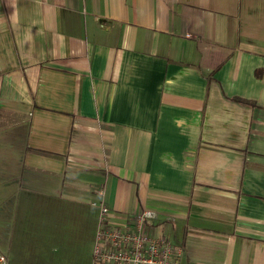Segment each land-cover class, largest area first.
Returning a JSON list of instances; mask_svg holds the SVG:
<instances>
[{"label": "crops", "instance_id": "1", "mask_svg": "<svg viewBox=\"0 0 264 264\" xmlns=\"http://www.w3.org/2000/svg\"><path fill=\"white\" fill-rule=\"evenodd\" d=\"M100 185L185 264H264V0H0L5 263L78 264L43 247L95 240Z\"/></svg>", "mask_w": 264, "mask_h": 264}, {"label": "built area", "instance_id": "2", "mask_svg": "<svg viewBox=\"0 0 264 264\" xmlns=\"http://www.w3.org/2000/svg\"><path fill=\"white\" fill-rule=\"evenodd\" d=\"M98 226L90 264H185L183 247L164 234L150 230L156 211L143 207L122 217L115 215L104 200L103 186L95 188ZM0 264L5 257L0 254Z\"/></svg>", "mask_w": 264, "mask_h": 264}, {"label": "rangeland", "instance_id": "3", "mask_svg": "<svg viewBox=\"0 0 264 264\" xmlns=\"http://www.w3.org/2000/svg\"><path fill=\"white\" fill-rule=\"evenodd\" d=\"M93 209L96 210L94 206ZM93 213H95V211ZM22 237H20L18 240H15L13 238L14 248H9L5 250L2 249L3 252H6L8 256L15 255L20 256L21 258H29L30 232H27ZM67 238L68 248H65L62 244H59V242L57 241H49L45 243L43 247V259L49 262L61 255H65L71 257L73 261H77L78 264H90L91 253L93 251L94 236L92 238H82V241H76L69 234L67 235Z\"/></svg>", "mask_w": 264, "mask_h": 264}]
</instances>
